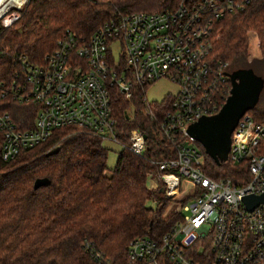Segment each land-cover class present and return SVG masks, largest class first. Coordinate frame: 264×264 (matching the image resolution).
Instances as JSON below:
<instances>
[{"label": "built area", "instance_id": "obj_1", "mask_svg": "<svg viewBox=\"0 0 264 264\" xmlns=\"http://www.w3.org/2000/svg\"><path fill=\"white\" fill-rule=\"evenodd\" d=\"M29 2L0 0V28L17 22ZM248 2L179 0L170 10L120 15L88 38L67 30L41 64L16 55L15 70L0 79V99L31 105L33 123L23 129L0 112L1 159H13L62 128L88 131L142 157L146 136L131 129L122 144L111 110L112 91L129 101L140 88L142 116L174 151L172 158L151 161L157 172L149 175L150 191L162 189L164 198H173L183 175L198 192L167 232L128 243L127 264H264V206L248 211L242 202L244 196L264 194V154L257 152L264 119L256 121L246 112L231 133L227 161L243 163L246 174L239 185L208 176L203 153L187 134L190 124L216 114L230 91L228 64L211 55L213 24L241 12ZM162 78L175 82L178 92L160 103L148 102L145 88Z\"/></svg>", "mask_w": 264, "mask_h": 264}, {"label": "trees", "instance_id": "obj_2", "mask_svg": "<svg viewBox=\"0 0 264 264\" xmlns=\"http://www.w3.org/2000/svg\"><path fill=\"white\" fill-rule=\"evenodd\" d=\"M178 2L30 0L17 22L0 28V79L13 73L16 55L41 64L67 30L88 38L120 15L170 10ZM249 30L256 32L260 42L261 58L252 61L247 59ZM212 36L211 55L228 64V73L252 69L264 81V0H249L241 12L225 15L213 24ZM255 61L263 68L256 69ZM142 92L137 88L125 101L112 91L111 110L123 133L122 144L127 142L124 133L139 129L146 136V150L138 157L122 149L109 175L101 141L75 128L54 130L47 140L11 160L3 161L0 154V264H127V245L133 238H157L180 219L178 213L162 218L163 195L147 187L148 176L157 172L151 161L172 158L174 151L155 124L142 116ZM261 101L260 109L255 106L247 112L256 121L264 119V86L257 104ZM0 112L8 113L23 129L33 123L32 106L11 97L0 99ZM1 144L0 133V150ZM196 145L204 155L208 176L228 177L235 185L246 179L243 163L217 164ZM257 152L264 154V135ZM150 198L158 201L156 211L145 206Z\"/></svg>", "mask_w": 264, "mask_h": 264}, {"label": "water", "instance_id": "obj_3", "mask_svg": "<svg viewBox=\"0 0 264 264\" xmlns=\"http://www.w3.org/2000/svg\"><path fill=\"white\" fill-rule=\"evenodd\" d=\"M227 76L230 91L219 111L199 118L187 128L188 136L199 143L204 153L217 164L228 160L231 133L238 120L254 109L264 86L263 79L252 69H237ZM56 152L57 149L50 151L48 155ZM158 191L162 193V189ZM242 202L248 211H252L259 205L264 206V194L244 196Z\"/></svg>", "mask_w": 264, "mask_h": 264}, {"label": "rangeland", "instance_id": "obj_4", "mask_svg": "<svg viewBox=\"0 0 264 264\" xmlns=\"http://www.w3.org/2000/svg\"><path fill=\"white\" fill-rule=\"evenodd\" d=\"M247 39H248V61H252L254 59H260V42L258 35L255 31L249 30L247 32ZM113 57L115 60H118V56L120 50L117 46L112 48ZM256 69H262L263 65L260 61H255L254 64ZM264 77V76H263ZM179 90V86L175 83L170 81L169 79L162 78L159 79L151 84H149L145 88V98L148 102H156L160 103L169 96H174ZM263 106V102L261 101L256 105V109H260ZM128 113L130 116L133 115V109L129 108ZM101 147L107 151L106 154V174L109 175L111 170L116 164L117 158L119 153L122 151L123 146L117 142L109 141V140H101ZM201 160L204 161V155L201 156ZM150 178L148 176L147 179V187L150 190ZM179 189L178 193L173 198H163V210L161 212L162 218L168 217L172 213H178L179 215L183 216L186 212L183 210V206L190 203L195 193H197L198 189L192 184L191 180L183 175H179ZM145 206L153 211L159 209L158 201L153 198L146 200Z\"/></svg>", "mask_w": 264, "mask_h": 264}]
</instances>
